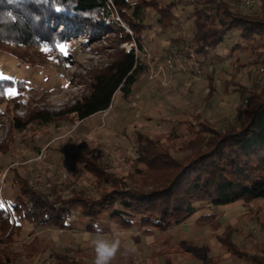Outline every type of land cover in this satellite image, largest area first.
<instances>
[{"label": "trees", "instance_id": "obj_1", "mask_svg": "<svg viewBox=\"0 0 264 264\" xmlns=\"http://www.w3.org/2000/svg\"><path fill=\"white\" fill-rule=\"evenodd\" d=\"M258 1L257 10L242 12L227 0H192L193 29L189 42L195 53L194 63L208 67L219 62L215 50L225 44L231 32L240 40L232 45L233 50L245 45L257 57L264 55V49L258 52L264 46V0ZM179 2L0 0V25L4 24L0 26V50L19 62L34 66L53 56L64 65L74 64L73 55L65 54L58 46L77 33L86 35V43L106 33L114 48L109 63L92 72L87 93L59 111L33 106V89L23 79H0V129L7 120L10 135L0 143V152L10 148L13 132L30 126L37 129L56 125L63 120L80 121L110 107L117 90L129 96L143 69L136 50L143 48L146 9L157 13L160 29L166 31L177 23L172 9ZM113 9L119 21L110 19ZM6 16L10 22L5 21ZM122 42H134L135 46L125 50L119 46ZM184 44L186 39L181 36L170 39L171 47L177 45L178 51ZM185 54L189 57L188 51ZM207 75L209 89H214L212 71ZM234 78L224 80L223 91H234L244 100L237 106L231 122L223 126L209 120L194 126L188 124L193 136L176 153L148 134L135 130L138 155L131 161L133 171L129 176L107 171L97 154L86 157L83 153L70 152V167L76 169L80 165L94 176L95 194L66 184L59 187V183H51L48 190H43L35 182L19 176L14 168L13 174L8 175L12 192L6 196L0 194V264H18L13 235L20 233L26 223L33 228L53 225L64 229L73 221L93 233L94 224H99L104 232L114 224L126 229L144 228L149 233L151 229L165 231L209 206L264 198V83L247 86ZM9 89H14L15 94L8 96ZM21 106H27L23 118L15 114ZM66 189L69 194L63 193ZM219 216L218 212L208 211L194 222L197 226L208 224L216 230ZM215 237L235 256L250 264H264V247L259 252H242L233 244L229 227ZM28 247L26 255L29 256L44 250L37 241ZM49 264L87 263L65 251H55Z\"/></svg>", "mask_w": 264, "mask_h": 264}, {"label": "rangeland", "instance_id": "obj_2", "mask_svg": "<svg viewBox=\"0 0 264 264\" xmlns=\"http://www.w3.org/2000/svg\"><path fill=\"white\" fill-rule=\"evenodd\" d=\"M227 1L242 12L257 10L259 6L258 0ZM191 8L192 0H180L172 9L177 23L166 31H161L157 13L151 8L146 9L143 48L136 50L143 69L138 73L129 96L117 90L110 107L80 121L63 120L56 125L52 123L37 129L30 126L13 132L11 138L14 141H11L10 148L0 152V194L12 192V181L8 175L13 174L14 168L19 176L35 182L43 190H48L51 183H59V187L66 184L69 188H84L95 194L94 176L80 165H76V169L70 167V152L83 153L86 157L97 154L107 171L129 176L133 171L131 161L138 155L133 136L135 130L148 134L176 153L181 144L193 136L188 124L194 126L202 120H209L223 126L231 122L244 98L234 91L225 93L223 82L234 76L236 82L247 86L254 82L263 84L264 71L260 67H264V55L257 57L245 45L233 50L232 45L240 40L235 32H231L225 44L215 50L220 61L199 67L185 54L192 46L189 42L193 29ZM110 19L119 21L114 9ZM178 36L187 42L180 51L177 45H170V39ZM97 37L86 43V35L77 33L62 43L65 46L63 52L72 54L75 59L72 65H64L52 56L34 66L20 62L12 67L15 72L20 68L25 73L21 79L33 89V106L59 111L87 93L92 72L109 63L114 49L106 33ZM119 46L129 50L135 45L134 42H122ZM262 49L264 46L259 47L258 52ZM8 58L17 59L0 50L1 68ZM191 69H194L193 73ZM210 71L214 76V89L208 86L207 74ZM26 110L27 106L18 107L15 114L23 118ZM8 132L6 120L0 129V143L10 137ZM5 174L7 179H4ZM68 189L63 193L69 194ZM208 211L220 214L216 230L208 224L197 226L194 222L201 213ZM227 227L231 229V240L238 249L247 253L259 252L264 247V198L209 206L165 231L151 229L146 233L144 228L133 226L126 229L112 224L104 234L108 239L121 240V251L111 264H250L222 246L215 237ZM91 234L93 232L73 221L64 229L53 225L33 228L26 223L20 233L13 235L17 262L49 264L53 252L65 251L87 264H94ZM36 241L44 250L34 256L26 255L28 246ZM129 242L134 245V252L125 250Z\"/></svg>", "mask_w": 264, "mask_h": 264}, {"label": "clouds", "instance_id": "obj_3", "mask_svg": "<svg viewBox=\"0 0 264 264\" xmlns=\"http://www.w3.org/2000/svg\"><path fill=\"white\" fill-rule=\"evenodd\" d=\"M6 22H10V17H5ZM0 26H4L0 25ZM94 233L91 234L90 242L95 252L94 264H111L121 251V240L119 238L108 239L105 237L103 228L99 224H94ZM127 252H134V245L129 242L125 249Z\"/></svg>", "mask_w": 264, "mask_h": 264}, {"label": "crops", "instance_id": "obj_4", "mask_svg": "<svg viewBox=\"0 0 264 264\" xmlns=\"http://www.w3.org/2000/svg\"><path fill=\"white\" fill-rule=\"evenodd\" d=\"M9 59V58H8ZM6 62L8 63H10V65L9 66H7L6 64H5V66H3L2 68H1V66H0V74H2L4 77H9V78H12V79H14V78H21L22 77V75H24L25 73H23V71H22V69H20L19 68V70H18V72H15V70L13 71V66L17 63V64H20V62H18V60L17 59H15L14 60V58H10L8 61H7V59H6ZM17 70V69H16ZM23 79V78H22ZM15 94V90L14 89H9L8 91H7V95L8 96H11V95H14ZM6 195V194H5ZM9 195V194H8Z\"/></svg>", "mask_w": 264, "mask_h": 264}, {"label": "built area", "instance_id": "obj_5", "mask_svg": "<svg viewBox=\"0 0 264 264\" xmlns=\"http://www.w3.org/2000/svg\"><path fill=\"white\" fill-rule=\"evenodd\" d=\"M189 53V56L191 57V58H193V59H195V53H194V51H193V48H192V46L189 48V51H188ZM197 71H199V69H196ZM260 70L261 71H264V67L263 66H261L260 67Z\"/></svg>", "mask_w": 264, "mask_h": 264}, {"label": "snow or ice", "instance_id": "obj_6", "mask_svg": "<svg viewBox=\"0 0 264 264\" xmlns=\"http://www.w3.org/2000/svg\"><path fill=\"white\" fill-rule=\"evenodd\" d=\"M60 48L61 51L65 50V46L64 45H59L58 46ZM0 79H10L9 77H4L2 74H0ZM2 206V205H0Z\"/></svg>", "mask_w": 264, "mask_h": 264}]
</instances>
